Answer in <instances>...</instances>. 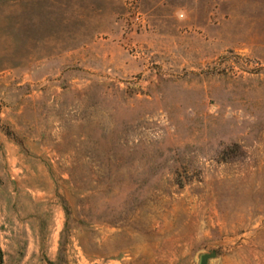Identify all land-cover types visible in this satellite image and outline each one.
Instances as JSON below:
<instances>
[{
  "label": "rangeland",
  "instance_id": "rangeland-1",
  "mask_svg": "<svg viewBox=\"0 0 264 264\" xmlns=\"http://www.w3.org/2000/svg\"><path fill=\"white\" fill-rule=\"evenodd\" d=\"M1 264H264V0H0Z\"/></svg>",
  "mask_w": 264,
  "mask_h": 264
},
{
  "label": "water",
  "instance_id": "water-1",
  "mask_svg": "<svg viewBox=\"0 0 264 264\" xmlns=\"http://www.w3.org/2000/svg\"><path fill=\"white\" fill-rule=\"evenodd\" d=\"M216 256H217L216 253H212V254L204 255V256L201 257V262H200V264H208V262H209L211 259L216 258Z\"/></svg>",
  "mask_w": 264,
  "mask_h": 264
},
{
  "label": "trees",
  "instance_id": "trees-1",
  "mask_svg": "<svg viewBox=\"0 0 264 264\" xmlns=\"http://www.w3.org/2000/svg\"><path fill=\"white\" fill-rule=\"evenodd\" d=\"M1 262H2V252L0 250V264H1Z\"/></svg>",
  "mask_w": 264,
  "mask_h": 264
}]
</instances>
